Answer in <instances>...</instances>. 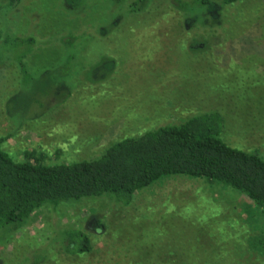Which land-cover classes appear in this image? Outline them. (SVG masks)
Returning <instances> with one entry per match:
<instances>
[{"label":"rangeland","instance_id":"rangeland-1","mask_svg":"<svg viewBox=\"0 0 264 264\" xmlns=\"http://www.w3.org/2000/svg\"><path fill=\"white\" fill-rule=\"evenodd\" d=\"M131 1L0 0L3 149L18 162L36 150L47 163H69L218 111L227 143L264 159V0L207 8L186 0L181 10L152 0L129 13ZM6 33L36 34L45 46H4ZM72 33L82 36L70 61L63 40ZM21 55L31 57L26 75ZM253 210L231 188L172 176L127 206L102 197L36 210L18 232L0 230V264H264L250 247L264 235V215ZM71 227L89 236L90 253L60 249Z\"/></svg>","mask_w":264,"mask_h":264},{"label":"trees","instance_id":"trees-1","mask_svg":"<svg viewBox=\"0 0 264 264\" xmlns=\"http://www.w3.org/2000/svg\"><path fill=\"white\" fill-rule=\"evenodd\" d=\"M110 1L112 6L121 2ZM150 1L132 0L127 11L144 9ZM169 1L175 10L186 2ZM237 1L220 0V3ZM19 2L7 0L8 6ZM193 2L207 8L212 0ZM13 35L6 33L2 45L13 47L14 40V47L19 48L34 45L41 50L45 46L36 34ZM75 35L63 40L64 47L71 48L64 57L70 61L76 54L72 52L76 49L75 39L82 36ZM59 44L62 45L60 40ZM30 62L31 57L27 61L23 55L16 59L21 74L28 73ZM60 67L64 68L61 64ZM225 125L220 112H202L178 123L121 138L94 158L54 164L47 163L45 154L36 150H25L23 161H15L3 149L5 138L0 137V230L18 232L36 210L44 207L54 209L102 197L109 198L114 205L127 206L137 192L172 176L204 179L231 188L253 202V211L257 212L253 216L264 215V159L255 151L229 145L223 136ZM62 233L64 244L61 242L60 249L66 254L77 256L93 250L91 239L82 230L71 227ZM250 247L264 255V235L256 242L251 241Z\"/></svg>","mask_w":264,"mask_h":264}]
</instances>
